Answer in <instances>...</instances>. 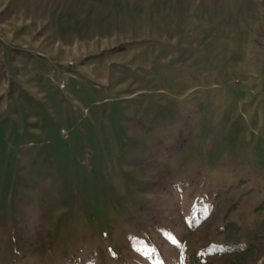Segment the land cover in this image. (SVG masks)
<instances>
[{
  "label": "rangeland",
  "instance_id": "obj_1",
  "mask_svg": "<svg viewBox=\"0 0 264 264\" xmlns=\"http://www.w3.org/2000/svg\"><path fill=\"white\" fill-rule=\"evenodd\" d=\"M0 264H264V0H0Z\"/></svg>",
  "mask_w": 264,
  "mask_h": 264
},
{
  "label": "trees",
  "instance_id": "obj_2",
  "mask_svg": "<svg viewBox=\"0 0 264 264\" xmlns=\"http://www.w3.org/2000/svg\"><path fill=\"white\" fill-rule=\"evenodd\" d=\"M236 230H238V228L235 224L228 223L225 225L223 232L227 234L226 238H230V233ZM226 247L228 248V252H230V254L233 256V259L236 261H238L241 257H245L246 255H248L251 249L250 246H246L245 248L240 250L237 249L235 246L229 244H227Z\"/></svg>",
  "mask_w": 264,
  "mask_h": 264
}]
</instances>
